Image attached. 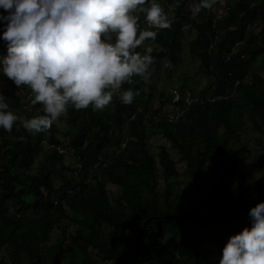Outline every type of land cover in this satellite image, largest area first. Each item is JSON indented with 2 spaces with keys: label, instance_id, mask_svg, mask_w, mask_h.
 I'll list each match as a JSON object with an SVG mask.
<instances>
[{
  "label": "trees",
  "instance_id": "obj_1",
  "mask_svg": "<svg viewBox=\"0 0 264 264\" xmlns=\"http://www.w3.org/2000/svg\"><path fill=\"white\" fill-rule=\"evenodd\" d=\"M232 1L216 29L213 17L223 0H216L209 16L195 19L194 0H159L173 22L153 29L154 62L171 61L172 67L164 68L173 77L182 62L183 25L189 23L197 31L192 53L215 80L202 93L204 102L179 122L154 124L149 117L166 112L164 94L134 77L132 85L122 87L138 88L140 94L131 104L114 96L113 114L69 107L63 137L55 122L35 134L18 122L11 131L0 128V264H219L210 258L209 245L221 255L231 235L250 227L249 209L264 201V180L256 184L258 198L251 199L242 170L247 123L264 134V78L250 70L264 56V0ZM140 24L148 27L143 16ZM217 30L219 49L209 52ZM238 42L243 44L233 51ZM5 54L0 40V55ZM0 81L15 93L8 97L10 109L18 113L21 104L28 112L27 86L18 88L2 74ZM169 98L170 103L172 94ZM31 100L26 117L43 114ZM150 129L179 151L186 173L197 182L190 197L176 182L182 174L168 146L162 144L157 155L150 151ZM40 153L44 165L34 172ZM77 159L83 166L79 172ZM92 170L96 173L89 177ZM55 228L62 238L51 243Z\"/></svg>",
  "mask_w": 264,
  "mask_h": 264
},
{
  "label": "clouds",
  "instance_id": "obj_2",
  "mask_svg": "<svg viewBox=\"0 0 264 264\" xmlns=\"http://www.w3.org/2000/svg\"><path fill=\"white\" fill-rule=\"evenodd\" d=\"M215 3L196 0L190 7L197 14ZM0 9V40L6 43L0 74L18 88L27 86L31 103L43 112L19 115L0 93V128L11 131L19 122L33 134L48 130L69 107L102 110L114 96L131 104L140 90L122 86L134 77L148 80L153 29L173 22L159 0H0ZM141 16L148 27L141 26ZM164 66L172 67L171 61ZM247 216L250 227L228 238L219 264H264V201Z\"/></svg>",
  "mask_w": 264,
  "mask_h": 264
},
{
  "label": "rangeland",
  "instance_id": "obj_3",
  "mask_svg": "<svg viewBox=\"0 0 264 264\" xmlns=\"http://www.w3.org/2000/svg\"><path fill=\"white\" fill-rule=\"evenodd\" d=\"M232 0H228L230 2ZM196 2V0H194ZM203 13L201 10L197 14H193L195 18L200 16L199 14ZM204 14V13H203ZM200 18V17H199ZM200 20V19H199ZM256 32V28H254ZM197 37V31L191 25V29L184 33V45H183V52H182V62L176 67L175 73L171 79H169L165 73V68L163 62L156 63L153 61V64L150 66V75L148 81L154 87L156 93L158 95L164 94V102H165V109L169 106V97L171 96V92L173 89L182 88L184 91H190L195 95H202L205 93L207 88L215 81L212 76H208L202 70L201 61L196 55L192 53L191 50V42ZM251 71H255L259 74L264 75V56L258 58V60L253 64L250 69ZM28 88V87H26ZM29 89V88H28ZM30 91V89H29ZM31 92V91H30ZM29 92V93H30ZM0 93H3L6 97H11L15 95L12 92L11 87L4 81H0ZM29 99L26 98L23 103L29 106L30 112L33 106L29 105ZM162 102V101H161ZM156 105H160V99L157 98ZM18 108V106H17ZM115 105L114 103L110 102L108 106H106L103 110L113 114ZM19 115H23L26 117L28 112H25L21 109V104L17 109ZM102 111V110H100ZM19 123V122H18ZM57 129H59V134L63 137L65 135V130L67 128L65 124V114L58 118L56 121ZM20 124V123H19ZM150 137H149V149L150 151L157 155L160 152V146L165 144L168 146L170 151L172 152L175 161L178 163V168L180 170L181 178L176 180L177 183L181 184L182 192L186 197H190L191 192L193 191L197 182L192 180L190 176L186 173V165L185 162L181 161V155L179 151L173 149L171 144L162 136L159 132H153L150 129ZM246 141L247 145L243 148V150L247 153L244 162L242 163V170L244 171L247 181H248V193L251 196V199L258 198V192L256 189V184L259 180H264V134L260 133L257 129L252 128L250 126V122L247 123L246 126ZM1 145V142H0ZM49 157V153L47 154ZM45 154L40 153L35 167L34 172L40 169L44 165ZM67 164L72 169H75L77 164L76 162L68 157ZM96 173V171L92 170L89 174V177H92ZM55 179L56 186L60 185L59 174H57ZM161 185L163 186V177L160 176ZM175 183V182H174ZM114 189L115 187L110 185L109 189ZM163 190V188H162ZM112 193V191L110 190ZM11 211H14V204L11 203ZM22 215V214H21ZM111 231L110 228L107 231ZM62 238V231L55 228V230L51 234L50 242L55 243L58 239ZM210 249V258L219 263L221 255L216 252V249L213 244L209 245Z\"/></svg>",
  "mask_w": 264,
  "mask_h": 264
},
{
  "label": "built area",
  "instance_id": "obj_4",
  "mask_svg": "<svg viewBox=\"0 0 264 264\" xmlns=\"http://www.w3.org/2000/svg\"><path fill=\"white\" fill-rule=\"evenodd\" d=\"M228 0H223L222 2V9L218 10L213 17L214 21V28L218 29V23L223 19L224 13L229 9V6L233 4V1L227 2ZM204 15L209 16L210 9H202ZM191 29V24L187 23L183 25V31L187 32ZM221 31L217 30L216 34L213 36L210 44H209V52H216L219 48V44L221 41ZM243 42H238L232 50H236L237 47L242 45ZM228 60H230V54L228 55ZM215 89V86L213 87ZM172 99L169 103L168 108L166 109V112L163 114V116L160 115H153L149 118L152 119L154 124H159L161 122H168V123H177L180 120L186 118L188 113L190 112L191 108L194 104L198 103L199 101L204 102V98L202 95H195L194 93H191L190 91H181L178 88L173 89L172 92ZM28 98H32L31 92H28ZM218 99H221L219 96ZM214 98H211L209 101H214ZM28 105H24V108H28ZM50 147H53L51 145ZM58 152L61 154L69 155L70 151L65 150L62 147H58ZM79 171L83 169V166L80 162V159H77ZM78 172L76 173V176L78 175Z\"/></svg>",
  "mask_w": 264,
  "mask_h": 264
}]
</instances>
